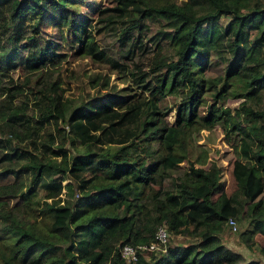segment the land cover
Instances as JSON below:
<instances>
[{"label":"trees","instance_id":"obj_1","mask_svg":"<svg viewBox=\"0 0 264 264\" xmlns=\"http://www.w3.org/2000/svg\"><path fill=\"white\" fill-rule=\"evenodd\" d=\"M74 1L0 0V17L7 9L19 19L18 30L7 39L17 43L23 16L28 13L43 11L48 4L58 7ZM196 2L113 0L99 8L103 27L130 6L134 26L139 25V17L157 15L174 29L168 35L176 59L162 63V44L157 41L150 67L131 71L132 82L121 87L120 93L91 96L73 105L71 98L54 90V81L37 77L34 96L45 100L40 116L67 125L66 131L56 132L68 138L73 151H56L50 145L55 138L52 132L45 133L46 153L18 146L28 138L17 130V126L23 128L24 113L7 110L8 99L15 93L7 91L4 106L8 114L0 113V119L18 143L9 141V151L2 152L6 140L0 139V160L5 158L8 165L2 172L18 173L15 164L26 154L22 168L29 181L16 177L0 183V264H24L29 259L34 264H257L227 248L221 238L230 218L243 224L238 233L247 248L252 249L256 233L264 236V106L254 100L264 90V0H255L251 6L243 0H209L221 12L233 14L226 25L209 15H198ZM71 19L79 42L76 52L98 64L108 61L91 30L74 14ZM123 38L130 46L138 41L129 34ZM51 42L39 48L36 56H27L24 64L29 70L55 62ZM30 43L22 46L31 47ZM210 49L228 61L224 75L208 76L200 69ZM224 51L229 55L224 57ZM9 55L8 50L0 52V82ZM90 82L93 87L114 86L104 72L95 73ZM177 84L184 87L182 97L173 106L161 105ZM237 86L245 99L231 112L223 102ZM205 92L213 101L202 104ZM169 108L175 109L171 123L165 117ZM218 122L225 130V142L238 146L230 162L235 187L229 192L219 160L197 166L188 158L194 135ZM231 131L238 133V143L232 141ZM67 177L74 181L78 196L72 193L55 199ZM40 181L53 184L45 194L51 200L41 208L35 198ZM16 196L20 209L27 212L26 220L9 203ZM33 211L44 216L41 224L29 218ZM160 225H165L169 236L182 233L197 239L168 245L162 252L151 251L148 257L138 252L135 261H126L120 246L149 244ZM258 249L264 258V242Z\"/></svg>","mask_w":264,"mask_h":264},{"label":"rangeland","instance_id":"obj_2","mask_svg":"<svg viewBox=\"0 0 264 264\" xmlns=\"http://www.w3.org/2000/svg\"><path fill=\"white\" fill-rule=\"evenodd\" d=\"M163 1L179 3L184 0ZM245 1H247V5L251 6V3L255 0H243V2ZM112 3L113 0H75L74 4L67 3L65 6L58 7L48 4L43 11L36 9L34 12L23 16L22 24L19 27V29H22V35L15 44L7 38L9 33L18 30L16 23L19 19L10 16V11L7 9L0 17V52L8 50V53H10L7 66L1 71L3 75L0 82V113L3 112L6 117L8 114L7 110L11 109L24 113L21 116L24 122L23 128L17 126V130L20 135H23V133L28 134V138L18 146H22L25 149L33 147L38 149V152L44 151L43 153H46L43 145L49 144V141L45 133L52 132L55 138L54 142L50 143V145L56 151H59L60 148H64L67 152L73 151L68 138L66 136L60 138L56 132L57 129L66 131L68 129L67 125L59 120L55 121V118L40 116L39 111L43 110L45 105L43 101L45 100L40 101L34 96L36 89L34 84L37 77L42 76V80L45 79V82L54 81V90L56 92L62 91L64 97L71 98L69 103L74 105L80 101H87L91 96L99 97L109 92L120 93L121 87L132 82L133 74H131V71H135V69L147 71L150 67L152 57L157 50L155 44L157 41L162 44V63L176 59L173 53L174 45L168 35L173 33L174 29L161 16L139 17V25L134 26V20L132 21L131 18L135 16L129 6L121 17L114 20L108 26L103 27L104 23L100 20L101 16L98 10L103 5ZM194 9L198 15H209L210 19H215L221 25H226L233 19V14L221 12L217 7L211 6L209 0H197ZM72 14L75 15L76 20H81L87 30H91L98 46L107 54L108 61L98 64L76 52L79 42L73 31L75 23L71 19ZM97 28L100 29L97 30ZM126 34L137 37L138 41L134 46H130V42L123 38ZM29 36L33 38L28 40ZM47 41H52L51 49L53 55L56 57L55 62L47 63L44 67L29 70L24 64L25 59L31 54L36 56L39 48L45 47ZM28 42H31V47L22 46ZM130 47L132 51H129ZM222 55L226 57L229 54L224 51ZM227 63L228 61L225 58H221L214 49H210L207 59L201 64L200 69H202L204 75H224ZM260 67L262 68V65ZM97 72L108 74L110 83L114 86L107 88L91 86L90 77ZM259 85H255V87ZM8 90L15 91V93L8 99L10 100V105H7L9 107L5 110L4 103L7 100L6 94ZM183 91L184 87L177 84L165 94L160 104L173 106L175 101L182 97ZM201 99L203 102L200 103L202 104L213 101V98L207 92L202 94ZM244 99L245 96L242 94L241 87L237 86L235 89H231L229 97L223 104L229 107L231 112H235V109ZM254 100H257L259 104L264 106V90H261L258 98ZM174 114V108H169L165 113V117L169 123L173 122ZM25 126H29V128H25ZM224 131L220 122L212 129H201L194 135V140L190 143L188 158L197 166H208L211 161L219 160L223 164L222 172L225 177V188L229 192L235 187L234 179L230 174V162L236 157V150L234 149H238V146L233 145V148L225 142ZM230 134L231 139H233L232 141L237 142L239 138L238 133L231 131ZM0 139L6 140V147H1L2 152L9 151V141L12 140L10 144L18 143L16 142L18 138L15 136L12 138L3 119H0ZM57 157L59 158L60 156ZM25 158L26 154L15 164L14 168L18 169V173H3V169L8 165L5 158L1 159L0 183L12 181L16 177H20L24 183H28L29 179L22 168L27 161ZM186 163L187 161L182 162L179 170ZM55 176L57 177L58 174ZM52 185L49 181H40L36 185L35 198L38 201L39 208L43 207L45 201L51 200L50 198H46L45 194L52 188ZM61 185V191L55 196V199L60 198L63 200L68 194L72 193H74L75 197L78 196L74 187V181L70 177L62 180ZM9 203L11 206H17V214L26 220L28 217L27 212L21 210V205L19 206L20 197L9 198ZM29 218L34 220V224H41L44 216H41L39 212L33 211ZM235 224V229L231 225L226 226L221 238L223 244L232 251L241 253L246 260H254L257 264H264V258L258 249L264 242V236L261 233H256L254 245L252 249H249L241 241L238 233L243 228V224L238 221ZM196 239L194 236L188 237L182 233L172 234L169 236L167 246L177 243L188 244L194 242ZM151 254L152 252H147L145 255L148 257ZM24 264L34 263L29 259Z\"/></svg>","mask_w":264,"mask_h":264},{"label":"built area","instance_id":"obj_3","mask_svg":"<svg viewBox=\"0 0 264 264\" xmlns=\"http://www.w3.org/2000/svg\"><path fill=\"white\" fill-rule=\"evenodd\" d=\"M229 225H231L234 229L236 228L235 221L230 218L228 219ZM169 237V232L165 225H160L157 227L154 240L149 244H139L137 246H132L130 244H124L120 246L121 255L124 257L126 261L133 262L137 259L138 252H141L145 255L147 252H151L154 250L165 251L167 246V241Z\"/></svg>","mask_w":264,"mask_h":264}]
</instances>
